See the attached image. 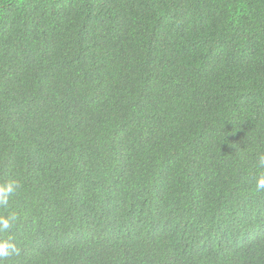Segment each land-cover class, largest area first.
I'll list each match as a JSON object with an SVG mask.
<instances>
[{"label": "trees", "instance_id": "obj_1", "mask_svg": "<svg viewBox=\"0 0 264 264\" xmlns=\"http://www.w3.org/2000/svg\"><path fill=\"white\" fill-rule=\"evenodd\" d=\"M264 0H0L5 264H264Z\"/></svg>", "mask_w": 264, "mask_h": 264}, {"label": "clouds", "instance_id": "obj_2", "mask_svg": "<svg viewBox=\"0 0 264 264\" xmlns=\"http://www.w3.org/2000/svg\"><path fill=\"white\" fill-rule=\"evenodd\" d=\"M259 164L264 167V155L259 157ZM20 187V182L15 179L0 183V208H8L10 200ZM256 189L257 191H264V175L257 177ZM17 220V214L12 211L0 215V264H5V261L19 256L21 253V249L13 237L9 235Z\"/></svg>", "mask_w": 264, "mask_h": 264}]
</instances>
